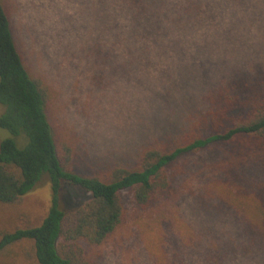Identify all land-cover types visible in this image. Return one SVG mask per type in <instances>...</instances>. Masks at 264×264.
Here are the masks:
<instances>
[{"label": "rangeland", "instance_id": "1", "mask_svg": "<svg viewBox=\"0 0 264 264\" xmlns=\"http://www.w3.org/2000/svg\"><path fill=\"white\" fill-rule=\"evenodd\" d=\"M2 1L26 68L51 92L48 116L61 157L81 176L105 179L115 167L135 168L151 147L186 143L204 97L229 79L224 73L243 77L264 67V0H165L175 11L173 3L180 11L188 1L209 4L193 22L181 16L183 28L166 39L163 24L150 34L133 10L118 14L116 0ZM10 138L25 145L0 127V142ZM224 155L213 146L174 163L170 190L149 208L124 191L116 233L98 246L61 241L60 254L77 264H204L210 245L229 242L241 226L217 206L223 183L214 167ZM67 191L69 205L89 197ZM51 203L46 177L16 204L0 203V238L40 225ZM27 248L15 247L0 264H35Z\"/></svg>", "mask_w": 264, "mask_h": 264}, {"label": "trees", "instance_id": "2", "mask_svg": "<svg viewBox=\"0 0 264 264\" xmlns=\"http://www.w3.org/2000/svg\"><path fill=\"white\" fill-rule=\"evenodd\" d=\"M173 4L176 11L165 0H116L118 14L125 7L133 10L150 34L159 32L163 24V39L183 28L182 17L193 22L202 6L209 9L208 3L193 6L188 1L180 11V4ZM228 72L224 75L229 79L204 97L205 107L193 117L186 143L151 147L135 168L115 167L105 179L81 176L68 170L69 160L61 157L48 116L51 92L26 68L0 0V105L5 108L0 127L25 144L20 148L11 138L0 142V203L16 204L44 177L52 191L51 208L40 225L1 236L0 257L28 244L26 257L35 264H77L60 254L61 241L103 244L125 220L124 191L132 192L137 205L149 208L170 190V166L188 155L222 146L225 155L214 167L223 183L217 206L238 215L241 226L229 242L210 245L211 255L204 264L264 262V67L247 70L243 77L235 75L238 71ZM70 188L89 197L69 205Z\"/></svg>", "mask_w": 264, "mask_h": 264}]
</instances>
